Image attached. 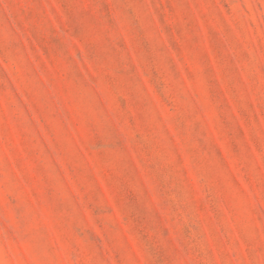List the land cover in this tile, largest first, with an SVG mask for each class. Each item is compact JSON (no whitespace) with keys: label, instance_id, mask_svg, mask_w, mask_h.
I'll use <instances>...</instances> for the list:
<instances>
[{"label":"rangeland","instance_id":"obj_1","mask_svg":"<svg viewBox=\"0 0 264 264\" xmlns=\"http://www.w3.org/2000/svg\"><path fill=\"white\" fill-rule=\"evenodd\" d=\"M0 264H264V0H0Z\"/></svg>","mask_w":264,"mask_h":264}]
</instances>
